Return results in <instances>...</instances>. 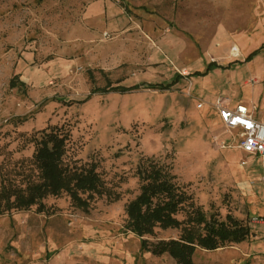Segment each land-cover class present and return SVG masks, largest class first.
Returning a JSON list of instances; mask_svg holds the SVG:
<instances>
[{
  "label": "rangeland",
  "instance_id": "1",
  "mask_svg": "<svg viewBox=\"0 0 264 264\" xmlns=\"http://www.w3.org/2000/svg\"><path fill=\"white\" fill-rule=\"evenodd\" d=\"M217 103L264 116V0H0V190L37 180L43 130L66 136L65 162L96 166L105 185L89 211L64 193L43 212L1 216L0 264H176L126 230L146 158L207 217L251 227L250 240L198 250L196 263L264 264V225L252 223L264 219V159L223 147L235 140Z\"/></svg>",
  "mask_w": 264,
  "mask_h": 264
},
{
  "label": "trees",
  "instance_id": "2",
  "mask_svg": "<svg viewBox=\"0 0 264 264\" xmlns=\"http://www.w3.org/2000/svg\"><path fill=\"white\" fill-rule=\"evenodd\" d=\"M258 52L247 59L250 60ZM215 65V64H214ZM218 66V65H216ZM171 86H168L169 89ZM133 88H111L109 92L126 93ZM67 137L58 131L43 130L35 138L33 163L38 171L37 180L31 179L25 187L3 184L0 190V217L13 210H27L38 206L45 211L43 201L66 193L73 204L89 211L95 196L104 194V182L96 166L71 165L65 162ZM137 175L141 193L126 209V230L141 240V249L153 256H170L176 264H198L194 256L198 250L216 251L229 244H242L252 236L251 227L232 215L221 220L217 214L210 217L195 207L192 197L176 183L169 167L153 158L140 161ZM186 213L181 221L178 216ZM180 230L178 239L152 243L155 229Z\"/></svg>",
  "mask_w": 264,
  "mask_h": 264
},
{
  "label": "built area",
  "instance_id": "3",
  "mask_svg": "<svg viewBox=\"0 0 264 264\" xmlns=\"http://www.w3.org/2000/svg\"><path fill=\"white\" fill-rule=\"evenodd\" d=\"M232 53L238 56V48H233ZM215 109L222 124L235 140V145L223 144V147L237 148L247 155L264 159V122L258 121L254 112L244 104L232 107L217 103ZM252 223L264 225V219L255 217Z\"/></svg>",
  "mask_w": 264,
  "mask_h": 264
},
{
  "label": "crops",
  "instance_id": "4",
  "mask_svg": "<svg viewBox=\"0 0 264 264\" xmlns=\"http://www.w3.org/2000/svg\"><path fill=\"white\" fill-rule=\"evenodd\" d=\"M246 103L249 104L248 101H247ZM238 104H244V103H238ZM238 104H236V105H238ZM236 105H234V106L231 105V106H232V107H235ZM244 105H246V104H244ZM246 106L249 107L248 105H246ZM249 109L251 110L250 107H249ZM253 112H254V111H253ZM216 114L218 115V113H216ZM254 117H255L258 121H262V122H264V116L258 118V117L256 116L255 112H254ZM224 144L230 145L231 143H229V141H225ZM227 149H230V150H232V149H233V150L236 149V150L242 152L241 150H239V149H237V148H227ZM242 153H243V152H242ZM244 243H245V242H244Z\"/></svg>",
  "mask_w": 264,
  "mask_h": 264
}]
</instances>
